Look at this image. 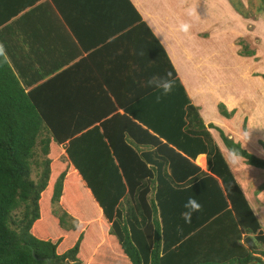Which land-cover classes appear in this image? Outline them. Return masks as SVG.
I'll return each instance as SVG.
<instances>
[{"label": "trees", "instance_id": "obj_1", "mask_svg": "<svg viewBox=\"0 0 264 264\" xmlns=\"http://www.w3.org/2000/svg\"><path fill=\"white\" fill-rule=\"evenodd\" d=\"M228 2L246 17L239 0ZM28 3L0 0V25ZM107 3L128 18L120 30H144L135 47L143 53L124 62L133 66L132 83L121 93L110 90L112 108L99 115L90 104L84 117L76 109L68 110L71 117L62 102L54 107L45 81L25 90L0 46V264H264L258 221L162 45L129 0ZM169 72L174 90L156 102L158 91L144 84ZM102 83L110 88L108 80ZM75 85L70 98L79 95ZM218 109L231 114L222 103ZM216 130L230 153L264 169L263 158ZM36 143L41 162L35 160ZM54 145L62 169L49 198L61 206L58 219L43 208L49 173L57 169L49 168ZM201 155L206 171L197 165ZM32 165H42L36 180L29 177ZM189 197L202 208L186 223ZM67 215L76 226H65ZM96 249L100 259H93Z\"/></svg>", "mask_w": 264, "mask_h": 264}, {"label": "crops", "instance_id": "obj_2", "mask_svg": "<svg viewBox=\"0 0 264 264\" xmlns=\"http://www.w3.org/2000/svg\"><path fill=\"white\" fill-rule=\"evenodd\" d=\"M129 1L162 45L175 77L197 108L224 161H229L232 153L216 128L247 152L264 159V80L246 66L239 74H232L231 80L238 81L235 85L226 83L222 70L215 67L213 55L203 51L195 30L205 29L208 35L200 39L212 40L215 45V41L220 42V36H216L222 33L215 36L216 26L217 30H222L221 24L230 28V23H240L244 18L225 0H182L175 11L177 3L170 6L168 0ZM118 14L116 4H108L107 0H30L0 25V46L25 90L45 81V93L55 96L48 100L58 103L54 107L62 102V109L70 116L68 110H77L84 117L82 111L89 107L85 104H90L89 108L99 115L112 108L110 90L121 93L132 83L127 79L135 74L133 66L129 68L124 62L143 53L140 46L137 51L135 47L144 30H120L128 18ZM182 23L189 25L186 34L180 31ZM197 43L195 50L192 44ZM239 57L244 58L239 60L243 63L250 60L248 56ZM103 79L108 80L110 88L103 85ZM72 81L79 94L76 98L68 95ZM85 92L90 97L84 96ZM218 103L231 111L229 117L220 114ZM116 110L122 112L119 107ZM73 117L74 123L78 115ZM238 157L237 163L226 164L264 235V169ZM197 165L206 171L205 155Z\"/></svg>", "mask_w": 264, "mask_h": 264}, {"label": "rangeland", "instance_id": "obj_3", "mask_svg": "<svg viewBox=\"0 0 264 264\" xmlns=\"http://www.w3.org/2000/svg\"><path fill=\"white\" fill-rule=\"evenodd\" d=\"M181 1L182 0H168L166 1V3L170 6L174 5V3H177L175 4L176 5V9H174L175 11L177 10V8L180 7L179 3ZM225 1L228 2V0H225ZM239 2L241 4L240 11H242L246 17L244 18L240 14L237 13L240 17L244 18L243 21H240V23L242 22L241 24L239 22L230 23L231 25L230 28H226L225 24L223 25L221 24L222 30L221 29L217 30V26H216L215 36L222 32L220 35L216 36V38L220 36V38H218L220 42L215 41V45H213L214 41L212 40H209L208 42L206 40H201L200 39L201 37H206L208 35L207 31H205V29H200V30L195 29L197 31L196 33L198 37H200L198 42L200 45H203V51L209 52L211 55H213V61H214V64L216 65L215 67H217V70H222V72L224 73V78L225 80H227L226 83H228L229 85H235V83L238 82L236 80H231V78H234L232 74L235 73L236 71H238V74H239V71L242 70L246 66H247V69L255 71V72H252V74H257L262 79L264 76V0L262 1L261 0H239ZM228 4L231 6L229 2ZM258 8H261V9L258 10ZM232 9L234 10L233 7ZM221 38L224 40H222ZM192 45H193L192 47H194V49L196 50L198 43L196 44V46L194 44ZM212 49H213V53H212ZM243 53H248L249 55L247 56L250 58V60H248L245 63H243V61H239V60L244 59V58H240L239 56H242V57L246 56V55H243ZM234 55H237L238 57H235ZM55 147L56 149L55 150L53 149V157L50 158L51 162L49 164V168L51 170L52 165L55 164L57 165V169L55 172L52 173V170H51L49 173V181H48L49 184L46 185V191L44 193L45 201L43 204V208L51 217L58 219L57 218L58 215L61 216L62 214L61 206L59 205L57 201H52L51 198H49L51 196L50 191H51L53 181L62 169V165L60 164L62 162V159L57 155L60 152V149H58L59 146L57 145H54V148ZM34 153L36 157L35 160H37L38 162H41L44 158V155L41 154L38 143H36L34 147ZM41 166L42 165H39L37 167H35L34 165L31 166L29 177L32 180H36L38 178L39 172L41 170L40 168ZM14 213L17 215L18 210L15 211ZM64 219H65L66 227L77 225L76 220L74 221L73 219H71L69 215L64 216ZM260 247L264 249V246L262 244H260ZM116 251H117L116 255H120L119 254L120 252L118 250ZM100 253L101 252H99L98 250L92 253L93 259L95 258L100 259V256L102 255ZM104 254L107 256L102 260L106 262L109 259V257H108V254L103 253V255ZM112 255H115V254H112ZM82 263L88 264L89 262L84 261Z\"/></svg>", "mask_w": 264, "mask_h": 264}, {"label": "clouds", "instance_id": "obj_4", "mask_svg": "<svg viewBox=\"0 0 264 264\" xmlns=\"http://www.w3.org/2000/svg\"><path fill=\"white\" fill-rule=\"evenodd\" d=\"M180 31L187 32L189 25L182 23L180 26ZM145 87H150L158 91L159 95L156 96V102H160L162 97L172 93L175 87V81L172 79V73H166L164 76H152L144 84ZM239 160L238 155L233 153L231 159L226 161L229 164L237 163ZM186 210L182 213V217L186 223H191L193 214H198L202 208V205L193 197H189L185 204L183 205Z\"/></svg>", "mask_w": 264, "mask_h": 264}]
</instances>
